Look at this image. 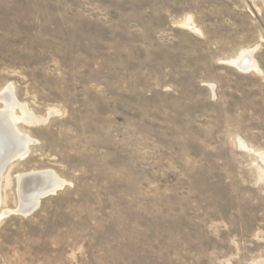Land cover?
<instances>
[{"label":"rangeland","instance_id":"obj_1","mask_svg":"<svg viewBox=\"0 0 264 264\" xmlns=\"http://www.w3.org/2000/svg\"><path fill=\"white\" fill-rule=\"evenodd\" d=\"M7 88L0 264H264V0H0Z\"/></svg>","mask_w":264,"mask_h":264},{"label":"bare ground","instance_id":"obj_2","mask_svg":"<svg viewBox=\"0 0 264 264\" xmlns=\"http://www.w3.org/2000/svg\"><path fill=\"white\" fill-rule=\"evenodd\" d=\"M252 54H253V50L243 53L240 56V57H243L244 59L241 66L246 65V68H252L255 70H259L257 67L258 65L256 64V61L253 60L252 58L253 57ZM236 60L232 61L231 63L234 62L235 64H237ZM244 66L242 67L245 68ZM10 88H7L5 92L2 95H0V99H3V98L6 99L7 105H8L7 110L0 112V158L2 157L1 158L2 160L11 159L12 157L18 156V155H20V158H22V157H25L28 153V145L31 143V141L19 133V131L15 127V123L18 121H25L30 124L39 123L38 118L32 116V114L29 113V111L27 110L25 106H22L21 104L17 102ZM17 106H20L22 109L23 117L21 118L19 117L16 118L14 116V110ZM19 136H23L22 139L19 138ZM54 178L57 183H60L63 185V182H61L55 174H54ZM29 184L31 188L32 187L34 188V186H37L35 183H29ZM50 185H51V181H46V182L39 184L40 187L50 186ZM27 199L29 200L28 196H27ZM1 217L2 215L0 214V219Z\"/></svg>","mask_w":264,"mask_h":264},{"label":"water","instance_id":"obj_3","mask_svg":"<svg viewBox=\"0 0 264 264\" xmlns=\"http://www.w3.org/2000/svg\"><path fill=\"white\" fill-rule=\"evenodd\" d=\"M243 60H244L243 57H240L238 60H236L237 64L233 62L231 63V65L237 67L238 69L242 71H248L252 69V68H246V65L245 66L242 65L245 67L243 68L241 66ZM0 102H3L2 99H0ZM22 137L23 136H19V138L21 139ZM1 158H0V179H1V175H2L4 168L11 162L20 159V155L14 156L11 159L2 160ZM46 181H51V185L43 186V187L39 186L40 183H43ZM29 183H35L37 186H34V188L33 187L31 188V186H29L30 185ZM18 187H19V194H20V206L15 213L22 215V216H29L38 209L39 204L43 198H46L49 195L54 194L57 190H59L63 186L62 184L57 183L55 181L54 174L52 172L42 171V172H32V173L21 175L18 178ZM27 196L29 200L27 199Z\"/></svg>","mask_w":264,"mask_h":264}]
</instances>
